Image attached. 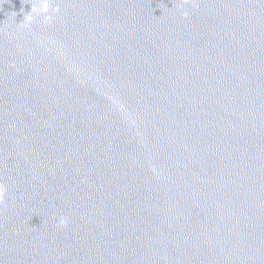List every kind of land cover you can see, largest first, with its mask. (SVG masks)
Returning a JSON list of instances; mask_svg holds the SVG:
<instances>
[{"label":"water","instance_id":"water-1","mask_svg":"<svg viewBox=\"0 0 264 264\" xmlns=\"http://www.w3.org/2000/svg\"><path fill=\"white\" fill-rule=\"evenodd\" d=\"M0 264H264V0H0Z\"/></svg>","mask_w":264,"mask_h":264}]
</instances>
